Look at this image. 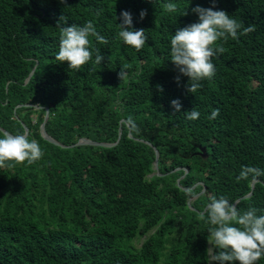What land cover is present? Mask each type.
Wrapping results in <instances>:
<instances>
[{
  "label": "trees",
  "instance_id": "1",
  "mask_svg": "<svg viewBox=\"0 0 264 264\" xmlns=\"http://www.w3.org/2000/svg\"><path fill=\"white\" fill-rule=\"evenodd\" d=\"M197 6L255 30L218 40L215 75L190 93L170 40L197 22ZM122 11L145 30L139 51L118 37ZM61 16L65 26L92 21L108 40L89 37L93 60L79 70L56 59ZM46 108L45 131L60 146L40 135ZM191 109L198 119L186 118ZM24 127L43 156L0 168V264H210V225L200 219L210 197L264 215V176L238 179L243 166L264 170V0H0V128Z\"/></svg>",
  "mask_w": 264,
  "mask_h": 264
},
{
  "label": "clouds",
  "instance_id": "2",
  "mask_svg": "<svg viewBox=\"0 0 264 264\" xmlns=\"http://www.w3.org/2000/svg\"><path fill=\"white\" fill-rule=\"evenodd\" d=\"M64 2L65 0H61V3ZM214 4L215 0H213ZM164 8L169 13L177 11L175 3H166ZM192 12L197 15L198 20L174 32L170 40V60L179 74L188 78L187 91L195 93L201 87L200 81L211 79L215 75L212 58L225 51L222 45L217 44V41H227L229 37L235 40L238 35L253 32L255 26H245L242 21H238L223 10L197 6L192 9ZM186 14L184 11L183 15ZM146 15V10H141L139 13L141 20ZM119 18L122 21L117 24L119 39L137 51L141 50L147 40L145 30L132 29V16L128 11H122ZM66 24L67 19L61 16L57 22L59 50L56 59L61 63L67 62L70 69L79 70L81 66L93 60L89 37H95L97 42L105 45L108 40L95 30L90 20L83 26L76 24L65 26ZM103 60L104 56L100 49H95L93 62L100 65ZM117 75L122 80L127 73L120 69ZM180 75L175 77L177 83H179ZM158 90L162 91V88L158 86ZM171 107L179 112L180 101L172 100ZM199 115L198 111L191 109L187 111L186 118L195 120L199 118ZM218 115L219 109H213L209 119H215ZM127 125L130 129L138 131L131 117L128 118ZM42 156L43 152L39 143L35 139L30 140L27 134L12 135L6 131L0 132V168L10 166L7 163L10 161L17 163L27 161L28 164H32ZM260 176H264V170L243 166L238 179L247 180L249 177L255 179ZM209 199L210 202L201 213L200 219L210 225L207 238L210 245L208 248L210 264H255L264 256V215H257V209L251 207L241 211L223 196L219 198L212 196Z\"/></svg>",
  "mask_w": 264,
  "mask_h": 264
},
{
  "label": "water",
  "instance_id": "3",
  "mask_svg": "<svg viewBox=\"0 0 264 264\" xmlns=\"http://www.w3.org/2000/svg\"><path fill=\"white\" fill-rule=\"evenodd\" d=\"M34 70H35V68H33L32 70H31V72H30V74H29V77L33 74V72H34ZM47 117H48V110H47V108H46V111H45V115H44V119H43V122L41 123V125H40V135L45 139V140H47V141H49V142H51V143H53V144H55V145H61L58 141H56L55 139H53L51 136H49L47 133H46V131H45V122H46V120H47ZM0 130L2 131V132H4V131H6V130H4V129H2V128H0ZM24 130H25V132H24V134H28V129H27V127H24ZM7 132V131H6ZM119 136H120V134H119ZM119 138L120 137H118V139H117V141L115 142V143H105V142H95V141H92V140H89V139H87V138H81L80 140H78L76 143H75V145H85V144H90V145H99V146H105V147H110V146H113L114 144H116L118 141H119ZM201 148V151L203 152V153H201V151L199 152V154L200 155H203L204 153H205V147H200ZM155 156H156V158H155V161H154V163H153V171H154V173L155 174H157V175H159V173H158V152H157V150L155 149ZM185 170V173L184 174H186L187 173V169H184ZM184 176V175H183ZM182 176V177H183ZM179 182V179L177 180V183ZM253 184H254V182L251 184V191H252V189H253ZM251 191H250V193H248L247 195H245L243 198H245V197H248V196H250L251 195ZM203 191H201L200 193H198L196 196H198V195H200L201 193H202ZM238 200H236L235 202H237ZM190 202L188 201V204H189ZM208 254L210 255V253H209V251H208Z\"/></svg>",
  "mask_w": 264,
  "mask_h": 264
},
{
  "label": "rangeland",
  "instance_id": "4",
  "mask_svg": "<svg viewBox=\"0 0 264 264\" xmlns=\"http://www.w3.org/2000/svg\"><path fill=\"white\" fill-rule=\"evenodd\" d=\"M143 239H141V241H142Z\"/></svg>",
  "mask_w": 264,
  "mask_h": 264
}]
</instances>
